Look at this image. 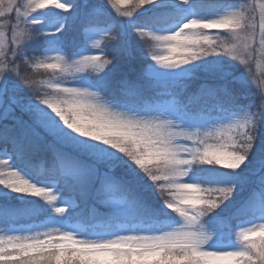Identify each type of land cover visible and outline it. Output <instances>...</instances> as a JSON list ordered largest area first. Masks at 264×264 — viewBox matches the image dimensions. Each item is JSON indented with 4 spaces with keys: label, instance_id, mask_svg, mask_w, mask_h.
<instances>
[{
    "label": "snow or ice",
    "instance_id": "obj_1",
    "mask_svg": "<svg viewBox=\"0 0 264 264\" xmlns=\"http://www.w3.org/2000/svg\"><path fill=\"white\" fill-rule=\"evenodd\" d=\"M258 52L264 3L0 0V264H264Z\"/></svg>",
    "mask_w": 264,
    "mask_h": 264
},
{
    "label": "rangeland",
    "instance_id": "obj_2",
    "mask_svg": "<svg viewBox=\"0 0 264 264\" xmlns=\"http://www.w3.org/2000/svg\"><path fill=\"white\" fill-rule=\"evenodd\" d=\"M22 2H25V0H22ZM57 2L58 3H64V2H66V0H57ZM247 2L249 4H252L254 2L255 5H256V11H257V13H259V11H260V5L262 3H264V0H247ZM126 7H127L126 5H121V8H126ZM144 7H147V6H144ZM137 11H139V9H137ZM90 28H93V27H90ZM4 30L7 31L6 28ZM211 34L213 35V38L215 39L216 38V32L213 31ZM145 38L151 39L150 37H145ZM93 40H100L101 41L100 47H103L104 39H103L102 36H95V37H92V39H87L86 40V43L88 44V46H90V47L92 46ZM218 42L219 43H228L229 41H227L224 37H220ZM61 54L63 55L64 53H61ZM85 54L87 55V54H92V53H87L86 52ZM50 55H54V54H50ZM42 58L43 57H38V59H42ZM28 67L31 68V69L32 68L37 69V68H35L34 66H31V65H29ZM37 70H45V69H37ZM46 71L51 72V70H46ZM252 71L254 72L255 76L256 75L258 76L261 72H264V57H262L259 54V52L256 55L254 64L252 65ZM56 79H57V74L53 73V75H49V76L44 77V78H41L39 80L38 86L42 88L43 94H45V93H47L49 91L48 84L49 83H52V82H55ZM256 81L257 82H254V83L260 84V81L258 79ZM6 159H8L7 156L0 155V160H6ZM65 191H66L65 192V197L67 198L68 196L71 195V193L68 190H65ZM53 192H54V194H56L59 197L60 193L56 192L55 191V188H53ZM74 203H75V201H74ZM85 207L86 206L83 203L80 204V207L76 210V212H78V216L81 215V214H83V212L86 210ZM88 208H90V207H88Z\"/></svg>",
    "mask_w": 264,
    "mask_h": 264
},
{
    "label": "trees",
    "instance_id": "obj_3",
    "mask_svg": "<svg viewBox=\"0 0 264 264\" xmlns=\"http://www.w3.org/2000/svg\"><path fill=\"white\" fill-rule=\"evenodd\" d=\"M85 27H94V25H86ZM81 31V24L79 21H76L75 24L72 26L71 28V32L70 34L71 35H78ZM111 36H115V33H111L110 34ZM140 39L144 40L146 42V47L148 49V51H151L152 48H153V43L151 41V39H147L145 37H141ZM107 41L104 40L103 42V45L106 43ZM22 68V74H25L27 75L30 79L34 80L36 82V90L40 93V94H43V90L41 87L38 86V82L41 78H44V77H47L49 75H53L52 72H49V71H46V70H37V69H34V68H29L28 66L25 67V66H21ZM259 80L260 81V84H264V72H261L258 76L256 75L254 80H253V83L254 82H257L256 80ZM256 85H260V84H257V83H254ZM34 172L36 175H38L39 177L41 178H47L50 174V169H49V163L45 160H36L34 161ZM212 187H217V186H212ZM66 192V191H65ZM86 210L83 212V214L81 215H87L88 212L90 211V208L88 207H85ZM80 210V209H79ZM78 210V211H79ZM76 214L78 215V212H76Z\"/></svg>",
    "mask_w": 264,
    "mask_h": 264
}]
</instances>
